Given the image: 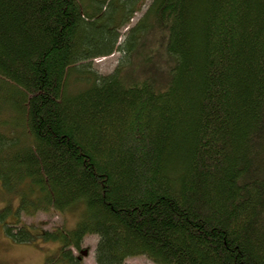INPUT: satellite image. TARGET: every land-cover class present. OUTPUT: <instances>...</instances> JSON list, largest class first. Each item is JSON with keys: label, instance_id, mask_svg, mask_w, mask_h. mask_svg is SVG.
<instances>
[{"label": "trees", "instance_id": "1", "mask_svg": "<svg viewBox=\"0 0 264 264\" xmlns=\"http://www.w3.org/2000/svg\"><path fill=\"white\" fill-rule=\"evenodd\" d=\"M150 36L162 87L91 68ZM0 185L8 236L58 241L44 264L89 234L94 264H264V0H0Z\"/></svg>", "mask_w": 264, "mask_h": 264}, {"label": "rangeland", "instance_id": "2", "mask_svg": "<svg viewBox=\"0 0 264 264\" xmlns=\"http://www.w3.org/2000/svg\"><path fill=\"white\" fill-rule=\"evenodd\" d=\"M144 9L145 7L134 15L130 25L140 18ZM123 40L124 35L120 37L119 42ZM157 42H159L157 36H150L149 39L142 41L136 50L131 53L130 59L127 57V53L115 50L108 56L94 58L90 62V66L101 75L112 72L118 64L121 65L122 74H126V76L142 78L145 77L147 72L151 73V75L155 74L156 82L154 84L162 87L168 80V67L171 61L160 50ZM8 203L14 211L18 206V199H8L0 185V214L6 217L8 223H14L16 219L15 213H3V209ZM80 208L81 206H78L76 209H70L64 213H59L55 210L47 212L37 211L33 216L20 213V219L27 224H35L37 227L40 226L48 230L62 224L72 228L79 218ZM96 240L97 236L95 234H89L84 238L82 243L83 248L86 249L82 258L84 264H94L93 251ZM58 247L59 243L55 240L44 241L43 239H37L34 243L17 242L4 232L3 223L0 219V264H44L47 258L56 255ZM126 264L154 263L144 255H136L128 257Z\"/></svg>", "mask_w": 264, "mask_h": 264}]
</instances>
